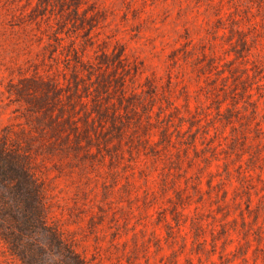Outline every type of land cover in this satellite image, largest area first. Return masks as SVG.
Instances as JSON below:
<instances>
[{
    "label": "rangeland",
    "instance_id": "1",
    "mask_svg": "<svg viewBox=\"0 0 264 264\" xmlns=\"http://www.w3.org/2000/svg\"><path fill=\"white\" fill-rule=\"evenodd\" d=\"M37 1L0 0V129L13 138L28 127L29 106L18 98L17 88L39 76L64 80L62 46H54V54L49 46L55 42V17L30 19ZM86 5L100 9L103 19L84 58H93L104 42L109 50L122 44L141 68L135 85L154 81L158 102L170 98L187 114L184 104L189 100L203 121L213 124L215 87L232 84L235 78L221 80L216 72L230 74L227 69L232 66L236 77L252 75V96L239 101L237 128L229 124L223 129L227 150L210 167L215 182L223 179L226 184V201L218 185L212 196L206 192L208 170L189 167L185 161L187 172L176 186L185 187L190 203L181 207L183 223L174 236L169 237L159 221L169 204L167 197L175 194H161L162 162L149 172L133 173L120 164L115 173L107 165L81 167L48 158L41 169L48 177L51 221L73 237L91 264H264V0H88ZM69 32L74 34L72 28ZM62 34L65 42L71 40ZM80 35L76 40L83 44ZM211 60L215 66H210ZM146 161L143 156L141 163ZM198 177L203 198L194 189ZM167 214L174 222L169 210ZM195 217L202 223L199 238L208 253L192 250ZM135 242L140 249L133 255ZM0 264H13L1 245Z\"/></svg>",
    "mask_w": 264,
    "mask_h": 264
},
{
    "label": "trees",
    "instance_id": "2",
    "mask_svg": "<svg viewBox=\"0 0 264 264\" xmlns=\"http://www.w3.org/2000/svg\"><path fill=\"white\" fill-rule=\"evenodd\" d=\"M86 3L88 0H38L29 14L34 20L55 17V42L49 46L52 54L62 46L65 72L64 80L39 76L29 78L23 87L17 88L18 98L29 106L25 122L28 127L24 126L15 138L0 129V245L8 263L91 264L73 237L51 221L48 177L41 169L48 158L78 163L81 167L107 165L115 173L120 164L133 173L136 169L149 172L162 162L161 194L168 195L170 190L175 193L167 197L169 204L159 216L169 237L180 232L181 207L190 203L185 187L176 186L179 176L187 172L185 161L189 167L208 170L209 196L218 185L225 201L228 197L224 180L215 182L210 167L227 150L228 135L223 129L229 124L237 128L234 119L235 112L241 110L239 101L252 96V75L236 77L235 66L227 69L230 74L217 70L221 80L235 78L232 84L215 87L216 116L213 124H207L189 100L184 104L187 114L170 98L158 102L157 86L151 79L136 86L141 68L129 59L122 44H114L110 50L106 42L99 44L95 56L85 59V48L95 44V30L103 19L100 9ZM71 28L74 34L69 32ZM62 33L71 40L65 42ZM79 33L83 44L76 40ZM215 65L211 60L210 66ZM229 93L233 95L224 106ZM231 145L233 151L235 144ZM143 156L149 162L141 163ZM201 183L198 177L194 189L203 198L205 190ZM197 218L192 221L197 236L192 250L208 253L199 238L203 226ZM181 236L187 245V238ZM139 249L135 242L132 254L136 255Z\"/></svg>",
    "mask_w": 264,
    "mask_h": 264
}]
</instances>
